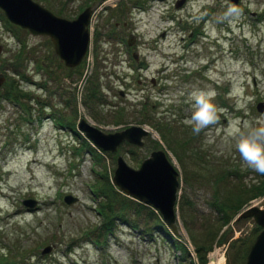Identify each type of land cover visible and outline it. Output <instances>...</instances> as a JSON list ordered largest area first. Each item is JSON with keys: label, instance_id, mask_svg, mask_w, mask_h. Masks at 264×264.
<instances>
[{"label": "rangeland", "instance_id": "374dc122", "mask_svg": "<svg viewBox=\"0 0 264 264\" xmlns=\"http://www.w3.org/2000/svg\"><path fill=\"white\" fill-rule=\"evenodd\" d=\"M35 1L67 19L94 8L92 40L68 72L47 36L0 19V87L15 78L31 100L37 96L47 105L45 115L30 123L12 104H0V264H189L173 241L186 245L194 264L196 246L211 243L205 264L220 254L223 264H244L262 228L253 218L236 217L261 206L264 196L243 201L225 224L218 206L237 195L245 200L243 190L263 178L243 162L227 129L235 120L242 129L264 126L257 109L264 105V0H184L180 6L179 0ZM133 54L145 68L138 69ZM17 55L23 78L9 71ZM91 79L100 103L85 104ZM234 88L243 91L234 94ZM195 90H214L218 110L217 122L199 133L185 123ZM59 114L70 124L60 125ZM81 118L105 133L132 124L150 133L142 146L124 141L115 152H102L77 129ZM77 132L98 150L95 156L80 148ZM155 149H164L179 170V232L166 241L155 211L130 216V224L96 237L102 199L95 190L111 189L117 157L138 168ZM65 196L77 199L68 203ZM27 199L35 203L29 206ZM46 246L50 251L43 253Z\"/></svg>", "mask_w": 264, "mask_h": 264}, {"label": "water", "instance_id": "95a60500", "mask_svg": "<svg viewBox=\"0 0 264 264\" xmlns=\"http://www.w3.org/2000/svg\"><path fill=\"white\" fill-rule=\"evenodd\" d=\"M184 0H179L180 6ZM237 3L238 0H231ZM0 10L6 19L32 35L47 36L52 42L54 52L67 68L77 67L87 54L91 43V20L94 8L85 7L75 18L59 16L35 0H0ZM130 44L131 42L128 41ZM3 77L0 78V82ZM257 109L264 112V105L257 104ZM77 129L98 150L115 152L124 142L142 146L150 132L141 125L132 124L122 130L105 133L98 127L81 118ZM179 170L168 158L164 149H155L144 158L138 168L127 164L119 155L116 160L111 181L125 196L151 207L173 234L179 232L176 224V203L180 186ZM68 203L75 201L73 196H65ZM25 204L35 202L27 199ZM253 218L262 229L250 246L245 264H264V197L261 206L252 205L241 211L236 219ZM50 251L46 246L42 252Z\"/></svg>", "mask_w": 264, "mask_h": 264}, {"label": "trees", "instance_id": "16d2710c", "mask_svg": "<svg viewBox=\"0 0 264 264\" xmlns=\"http://www.w3.org/2000/svg\"><path fill=\"white\" fill-rule=\"evenodd\" d=\"M135 2V1H134ZM60 12V11H58ZM0 19L6 23L5 17L3 12L0 10ZM97 42V37L93 39V42ZM95 48V47H94ZM20 52V50H18ZM4 67V65L0 66ZM6 69V68H5ZM65 70L68 72L72 70H76L75 68H67L64 67ZM48 70V69H47ZM46 70V71H47ZM10 72H14L16 76H19L23 78V72L24 67L21 60H19V55H17L15 58H13V62L11 66L9 67ZM48 72V71H47ZM6 82V84L3 87H0V104L2 102H7L12 104L16 108V111L18 112L20 118L26 119V122H33L35 119L40 120L43 115H45V107L47 108V105H42V102L38 99L37 96L29 98L26 93L23 92V90L20 87V84L16 82L15 78H9ZM98 84L95 79H91L88 81V84L86 85L85 93H86V100H84L85 104H89V101H94L96 103H100V95L98 93ZM74 102L76 104V96H73ZM89 100V101H88ZM31 101L35 102V106H32L30 103ZM88 101V102H87ZM67 104H70L69 101H66ZM74 104V105H75ZM91 104V103H90ZM48 106H50L48 104ZM60 116V114H59ZM52 117V116H51ZM59 124L63 125H69V122H64L65 118L63 116H60L58 118ZM60 124V125H61ZM72 125V124H71ZM157 125L160 129L166 128V126H163L160 122H157ZM74 127L73 125L70 127ZM168 130V128H167ZM78 133V132H77ZM78 137L80 140V148L85 149L93 154V156L96 155L97 149L94 148L89 144L88 141H86L80 133H78ZM162 136L165 137L166 135L162 131ZM101 151V150H99ZM103 152V151H102ZM263 178L260 180L257 184H253L250 187L243 190V193L246 194V198L241 199V196L237 195V198L235 201H231L229 199L227 202H224L221 204V207L218 210L222 212L221 218L222 224L228 223L230 221V218L238 213V211L241 208V204L243 201H248L249 199H254L259 196H264V175H262ZM109 182V180H107ZM110 184V183H109ZM111 189L107 192H100L99 189L95 190L97 193L95 195L102 199V202L100 203L98 207V212L100 215H102L101 224L96 228L97 234L96 237H101L107 233H110L113 231L114 227L118 223H124L130 224L129 217L130 216H140L141 214H144V217H152L155 215V210H153L151 207L146 206L136 200H133L132 198L125 196L123 193H121L118 188L117 190L114 189V187L110 184ZM227 210L231 212V214L227 213ZM134 227H138V223L136 220H134L133 223ZM157 229L159 230V234L168 242H172V234L169 231V229L160 222V225L157 226ZM174 242V246L180 250L181 257H186L189 259V264H194L193 258H191L189 250L187 249L186 245H184L181 242ZM220 243H224L225 239L223 238ZM212 249V243L211 244H204L196 246L195 256L198 260L199 264H205L207 262L206 254ZM242 255V254H241ZM237 256V260H240L238 262H241L244 255ZM4 257L0 258L1 260H4ZM240 264V263H239ZM242 264V263H241ZM245 264V263H244Z\"/></svg>", "mask_w": 264, "mask_h": 264}, {"label": "clouds", "instance_id": "9594fccd", "mask_svg": "<svg viewBox=\"0 0 264 264\" xmlns=\"http://www.w3.org/2000/svg\"><path fill=\"white\" fill-rule=\"evenodd\" d=\"M234 94L242 93V89L234 88ZM216 97L214 90H195L189 99L193 102L191 118L185 120L186 124L193 125V131L199 133L218 120L217 107L213 103ZM228 136L236 139L235 148L243 162L253 171L264 175V126L252 127L249 124L241 128V122L235 120L229 124Z\"/></svg>", "mask_w": 264, "mask_h": 264}, {"label": "flooded vegetation", "instance_id": "af4514ba", "mask_svg": "<svg viewBox=\"0 0 264 264\" xmlns=\"http://www.w3.org/2000/svg\"><path fill=\"white\" fill-rule=\"evenodd\" d=\"M133 58H134L136 64L138 65V69H139V68H140V69H141V68H145V65H144L143 61L140 60V58L137 56V54H133ZM151 81H152L153 83L156 82V80H155L154 78H152ZM119 94H120L121 96H123L125 93H124L123 90H119Z\"/></svg>", "mask_w": 264, "mask_h": 264}, {"label": "bare ground", "instance_id": "6f19581e", "mask_svg": "<svg viewBox=\"0 0 264 264\" xmlns=\"http://www.w3.org/2000/svg\"><path fill=\"white\" fill-rule=\"evenodd\" d=\"M213 255H216V254L214 253ZM220 255L214 256L215 257V261L211 260V262L209 264H223L224 263V258L222 256H220Z\"/></svg>", "mask_w": 264, "mask_h": 264}]
</instances>
